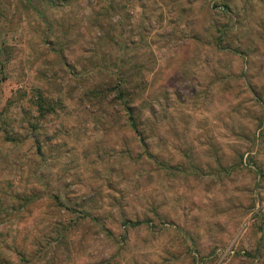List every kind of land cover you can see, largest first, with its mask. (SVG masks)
Wrapping results in <instances>:
<instances>
[{
	"label": "rangeland",
	"instance_id": "obj_1",
	"mask_svg": "<svg viewBox=\"0 0 264 264\" xmlns=\"http://www.w3.org/2000/svg\"><path fill=\"white\" fill-rule=\"evenodd\" d=\"M0 264H264V0H0Z\"/></svg>",
	"mask_w": 264,
	"mask_h": 264
},
{
	"label": "trees",
	"instance_id": "obj_2",
	"mask_svg": "<svg viewBox=\"0 0 264 264\" xmlns=\"http://www.w3.org/2000/svg\"><path fill=\"white\" fill-rule=\"evenodd\" d=\"M217 44H221V42H222V36H219L217 39ZM116 87V91H117V97H119L118 99L119 100H122V103H123V108L125 109V111H126V113H128V119L131 121V128L133 129V130H136V132L138 133V130H137V126H136V122H135V118H134V116H133V110H131V106H130V103H128V101H127V98H126V96L127 95H125L126 93L122 90V89H120L119 87H117V86H114V88ZM140 141H141V143L142 144H144L145 142H144V139L143 138H140Z\"/></svg>",
	"mask_w": 264,
	"mask_h": 264
}]
</instances>
